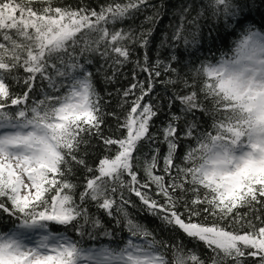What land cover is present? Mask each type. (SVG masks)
I'll use <instances>...</instances> for the list:
<instances>
[{
  "label": "snow or ice",
  "instance_id": "6c2138e0",
  "mask_svg": "<svg viewBox=\"0 0 264 264\" xmlns=\"http://www.w3.org/2000/svg\"><path fill=\"white\" fill-rule=\"evenodd\" d=\"M162 7L151 0H105L95 7L88 0L59 6L54 0H0V217L15 225L0 231V264H78L85 253H91L88 264H264V166L200 173L189 164L190 148L185 163H176L180 142L197 138L203 129L201 116L207 115L205 106L212 99L197 98L210 85L197 86L194 78L189 83L178 76L187 91L174 92L168 107L179 101L183 115H171L162 130L167 153L160 167V144L150 132L160 110L154 89L156 83H177L157 78L162 72L177 73L171 63L177 60L175 48L190 40L182 15L171 38L160 44L172 49L169 62L160 59L159 49L157 58L150 59ZM149 8L152 15L136 24ZM205 10L216 15L227 11L228 4L207 0ZM137 48L143 56L132 59ZM127 63L133 64L131 84L122 92L106 88L107 99L102 97L96 81L116 84L126 76L122 70ZM138 73L147 75L138 79ZM115 96L121 97L120 107L128 105L123 120L105 111ZM106 116L118 121L116 139L104 134ZM213 128V140L223 133L235 135L223 123ZM92 138L106 152L116 146L114 158L99 160V174L88 166L87 149H82ZM141 144L149 148L143 175L134 166ZM74 168L85 173L78 199V185L70 179ZM140 213L202 242L209 252L201 256L179 239L171 244L157 239L155 230L138 221ZM53 225L65 231H53ZM125 230L128 238L121 246ZM101 237L116 246H84Z\"/></svg>",
  "mask_w": 264,
  "mask_h": 264
},
{
  "label": "trees",
  "instance_id": "16d2710c",
  "mask_svg": "<svg viewBox=\"0 0 264 264\" xmlns=\"http://www.w3.org/2000/svg\"><path fill=\"white\" fill-rule=\"evenodd\" d=\"M244 0H236L232 5L231 9L222 13L214 15L210 10H205L204 0H151V3L155 4L158 8L163 5L161 10V15L158 22L155 25V31L153 32L151 48L149 51V56L151 60H155L157 49L160 52V59L165 63H168V57L172 54V49L169 47L160 48L161 41L167 39V36L171 38L172 33L176 28L182 23L181 16H184L183 24L185 29V34L189 36L190 45L185 49L175 48V55L177 57L176 61H171L173 66L177 68V73H167L162 72L161 76L157 78L158 81H164L169 78L177 80L176 84H164L156 83L154 93L158 94L156 96L155 103L159 104V112L156 117L153 118V126L150 128V132L155 133L157 136V143L160 144V167L163 165L162 157L167 153L166 143H161L162 130L166 127L167 122L170 120L171 115L168 112L174 110L173 114H182V105L179 101H174L171 109L168 107L169 97L173 95L174 92H186L183 84L178 80L179 77L187 78L189 83H192L193 76L190 68H194L200 65L201 62L207 60H215L223 50H227L230 47L231 40L246 28L255 29L249 32V38H255L257 40L264 41V23L260 19H264V0H253L257 2L256 5L250 7V13L245 12L242 15L237 13L238 6L243 3ZM19 2V0H18ZM105 0H88V3L92 4L93 7L98 4H103ZM55 5L59 6L61 3L67 5H76L79 0H54ZM193 5L187 13L183 12L185 7L188 5ZM251 5V4H250ZM36 7V5H34ZM203 12V14H201ZM145 15H152V9L149 8L144 14L138 15L136 19V24H139L144 20ZM195 19V23H189ZM126 23H132L131 21H126ZM145 27H151L150 24H145ZM193 36L191 38V34ZM139 56L142 58L143 50L137 48L133 53L132 59H136ZM123 73L126 76H121L118 78V82L112 85H106L102 78L96 81L97 91L102 97H105V89L108 91L115 92L116 88H120L121 92L124 88H127L132 82L133 64L127 63L123 68ZM146 73H138V79L146 77ZM197 86H199L197 84ZM138 94V92H137ZM105 99H107L105 97ZM121 99L119 96H115L108 100L105 106L106 112H116L123 120L124 113L127 110L128 105L123 108L120 107L118 101ZM148 97H145L147 100ZM131 97L129 98L130 103ZM103 102V101H102ZM201 121L203 123V129L209 128V119L207 116H201ZM117 124L118 121L115 117L106 116L104 125V134L112 135L113 139L117 138ZM194 140L184 139L180 142V146L176 153V163L184 164L183 157L186 155L190 146H192ZM82 149H87V154L85 156L88 166L92 167L94 171L99 174V160L110 156L114 158L116 152V146H113L110 152H106L102 146V143L97 138H92L88 144L82 145ZM138 160L134 161V166L139 169V174L143 175V165L146 162V155L149 153V148L145 144L138 145ZM74 175L70 177L72 182L77 183L78 187L76 190V197L78 199L80 191L83 190V185L81 181H85V173L83 171H77L74 168ZM157 173L160 169L158 168ZM88 178H91L90 176ZM126 178V177H125ZM86 182V181H85ZM204 191L203 189L201 190ZM95 213V208L91 209ZM241 211H247V209H241ZM264 218V214H261ZM138 221L144 223L149 229L155 230L157 239H163L168 241L170 244L174 243L175 240L179 239L182 241L188 249L196 251L201 256L207 254L209 250L203 245L202 242H194L191 238H188L182 232H173L168 226H164L156 217H152L146 213H140L137 217ZM105 224L112 227L111 218L106 215L103 216ZM258 223V221H257ZM14 223L11 219L6 216L0 217V231H11L14 228ZM235 227V226H233ZM53 231L64 232L63 226L53 225L51 226ZM69 236L73 239L78 238L75 232H68ZM242 234V233H241ZM121 241L119 242L122 246L123 242L128 238V234L125 231L121 232ZM107 244L112 243L116 246L115 242L109 241L107 238L101 237L98 241H85V247L91 246L93 244Z\"/></svg>",
  "mask_w": 264,
  "mask_h": 264
},
{
  "label": "clouds",
  "instance_id": "9594fccd",
  "mask_svg": "<svg viewBox=\"0 0 264 264\" xmlns=\"http://www.w3.org/2000/svg\"><path fill=\"white\" fill-rule=\"evenodd\" d=\"M226 3L230 10L234 0ZM254 30L246 26L217 59L203 61L190 70L199 86H211L197 98L211 95L212 103L205 106L209 128L198 129L190 146L189 164L200 173L228 174L264 166V41L249 38ZM206 69L215 75H209ZM225 108L227 111H220ZM217 122L231 127L235 135L223 133L213 140Z\"/></svg>",
  "mask_w": 264,
  "mask_h": 264
},
{
  "label": "bare ground",
  "instance_id": "6f19581e",
  "mask_svg": "<svg viewBox=\"0 0 264 264\" xmlns=\"http://www.w3.org/2000/svg\"><path fill=\"white\" fill-rule=\"evenodd\" d=\"M206 2H207V0H204V3L206 4ZM234 2H236V0H234ZM251 4V5H250ZM256 5L257 4V2H254L253 0H244L243 1V3H240L239 4V6L237 7L238 8V10H237V13L239 14V15H242V13L243 12H245L246 14H248V13H250V7L252 6V5ZM191 8H193V5H192V7ZM262 8L264 9V6H262ZM211 11V10H210ZM212 12V11H211ZM260 20H262L263 21V23H264V19H260ZM188 45H190V42H188L187 44H183V43H180L179 44V46H178V48L179 49H185ZM173 109L172 110H170V112H168L169 113V115H173Z\"/></svg>",
  "mask_w": 264,
  "mask_h": 264
},
{
  "label": "rangeland",
  "instance_id": "374dc122",
  "mask_svg": "<svg viewBox=\"0 0 264 264\" xmlns=\"http://www.w3.org/2000/svg\"><path fill=\"white\" fill-rule=\"evenodd\" d=\"M260 40V39H259ZM85 261L87 262V255H85Z\"/></svg>",
  "mask_w": 264,
  "mask_h": 264
}]
</instances>
